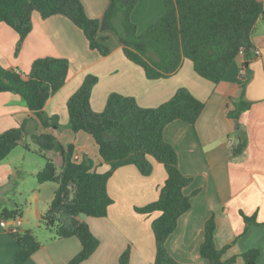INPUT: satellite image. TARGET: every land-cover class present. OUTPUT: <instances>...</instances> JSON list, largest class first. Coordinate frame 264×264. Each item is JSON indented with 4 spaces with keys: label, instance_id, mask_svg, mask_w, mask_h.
<instances>
[{
    "label": "crops",
    "instance_id": "0c3cea01",
    "mask_svg": "<svg viewBox=\"0 0 264 264\" xmlns=\"http://www.w3.org/2000/svg\"><path fill=\"white\" fill-rule=\"evenodd\" d=\"M86 15L101 18L109 0H80ZM264 1V0H258ZM164 12L163 0H137L131 20L138 32L157 20ZM255 47L245 66L249 80L244 98L248 109L235 120L228 115L238 100L239 67L245 61L238 55L218 83H212L193 70L192 62L184 59L176 72L166 78L149 80L143 69L128 61L114 32H109V53L101 56L91 51L82 31L61 15L42 19L32 14V29L17 53L18 34L0 22V64L27 73L34 59L45 56L64 57L69 69L64 85L47 100L44 111L58 116V126L43 128L30 113L22 98L13 92H0V132L26 121V137L51 133L66 146L72 144L74 153L86 155L93 169L105 172L109 166L98 155L93 138L83 131L72 132L67 126V99L91 74L97 78L89 103L94 111H101L112 92L135 99L142 107H156L173 96L178 88H186L204 103V108L193 125L181 120L168 123L163 138L176 151L178 167L192 177L182 189L190 197V208L178 218L175 230L167 237L168 254L181 264H210L198 254L203 227L213 214L216 248L227 247L224 257L235 256L234 264H244L240 254L257 248L260 255L256 264H264V18L258 20L252 32ZM242 137L245 147L234 154ZM25 141V140H24ZM28 141V149L18 159L8 156L0 162V186H12L13 193L0 201L8 209L19 210V231H31L40 248L23 264H67L81 249L75 237L56 238L54 233L36 235L40 218L48 210L56 184L38 183L36 172L44 166L27 154L38 151ZM57 168L61 157L57 152L45 151ZM166 178L162 164L153 161V171L143 176L134 165L116 169L107 183L113 203L104 217L83 216L99 245L90 257L80 264H118L119 255L130 246L129 264H151L155 255L151 222L158 213L139 214L142 207L158 197V188ZM244 216L253 218L247 223ZM10 224V223H9ZM46 229V228H45ZM43 230V229H42ZM48 230V229H47ZM40 231V230H39ZM18 245L7 227L0 226V264H15Z\"/></svg>",
    "mask_w": 264,
    "mask_h": 264
},
{
    "label": "trees",
    "instance_id": "16d2710c",
    "mask_svg": "<svg viewBox=\"0 0 264 264\" xmlns=\"http://www.w3.org/2000/svg\"><path fill=\"white\" fill-rule=\"evenodd\" d=\"M137 0H109L101 18L86 15L80 0H0V22L18 34L15 53L32 29V14L42 19L61 15L79 28L91 51L101 56L109 53V32H114L125 58L139 65L149 80L166 78L187 59L200 77L218 83L230 64L243 51L246 66L255 47L252 32L258 20L264 18V1L258 0H163L164 12L144 30L138 32L131 20ZM69 64L64 57L45 56L32 61L27 73L0 64V92L19 95L40 126H58V116L44 111L47 100L65 83ZM249 74L238 77L240 95L228 115L238 120L250 102L244 98ZM97 78L87 74L66 102L67 126L72 132L90 135L98 147V155L109 168L105 172L93 169L86 155L74 160L72 144L62 145L51 133H34L30 139L45 158L44 166L36 172L38 183L54 182L57 186L48 210L39 224L52 231L56 238L75 236L80 251L67 264H80L88 259L99 245L83 216L104 217L113 203L107 183L113 172L125 165H134L143 176L153 171V161L163 165L166 178L158 188L156 200L135 207L139 214L158 213L151 222L155 255L151 264H181L167 252L165 241L175 230L178 218L190 208V197L182 189L192 177L178 167L177 153L164 140V127L181 120L193 125L204 108V103L186 88H178L173 96L156 107H142L134 98L112 92L101 111L90 107V93ZM26 121L0 132V162L19 144H25ZM245 147L242 140L234 154ZM57 152L59 168L42 154ZM19 210L8 209L0 201V219H12ZM247 223L253 218L244 216ZM215 220L211 214L204 223L198 254L210 264H234L235 256L224 257L227 247L216 248ZM10 233V232H9ZM18 245L15 264H23L40 248V242L29 230L10 233ZM260 255L257 248L240 254L244 264H256ZM130 246L118 258V264H129Z\"/></svg>",
    "mask_w": 264,
    "mask_h": 264
},
{
    "label": "rangeland",
    "instance_id": "374dc122",
    "mask_svg": "<svg viewBox=\"0 0 264 264\" xmlns=\"http://www.w3.org/2000/svg\"><path fill=\"white\" fill-rule=\"evenodd\" d=\"M24 140L25 141H28L27 138H25ZM28 142L31 145V141H28ZM22 149L23 148H21V146H16L14 149H12V151H11V153H10L9 156L11 158H14V159L20 158L21 157L20 152L22 151V153H25V151L22 150ZM27 155L29 157H31V158L33 157L34 159H37V161H44V164H45V158L42 157L41 155H39L37 152H35V151L32 150V151L28 152ZM47 185H53V183L52 182H49V183H47ZM8 192L13 193L12 186H10L8 189L5 186H2V187L0 186V200L2 198L5 199V197L7 198V193ZM5 200H7V199H5ZM39 230H36V235H38V238H41L44 235V233H49V230L45 229L44 226H42L41 224H40V229Z\"/></svg>",
    "mask_w": 264,
    "mask_h": 264
},
{
    "label": "built area",
    "instance_id": "2783aa9c",
    "mask_svg": "<svg viewBox=\"0 0 264 264\" xmlns=\"http://www.w3.org/2000/svg\"><path fill=\"white\" fill-rule=\"evenodd\" d=\"M239 55H243V51H239ZM246 67L242 63L239 67V75L243 76L245 74ZM73 159L74 160H81V156L78 153H73ZM10 223V224H9ZM21 225V217L19 215H16L12 219H0V226L7 227V230L10 233H17L19 232V227Z\"/></svg>",
    "mask_w": 264,
    "mask_h": 264
}]
</instances>
